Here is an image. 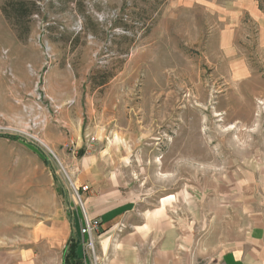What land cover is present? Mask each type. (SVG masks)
<instances>
[{
	"label": "rangeland",
	"instance_id": "1",
	"mask_svg": "<svg viewBox=\"0 0 264 264\" xmlns=\"http://www.w3.org/2000/svg\"><path fill=\"white\" fill-rule=\"evenodd\" d=\"M85 154L192 226L211 188L259 181L264 0H0V264L36 246L19 207L46 176L76 199Z\"/></svg>",
	"mask_w": 264,
	"mask_h": 264
},
{
	"label": "crops",
	"instance_id": "2",
	"mask_svg": "<svg viewBox=\"0 0 264 264\" xmlns=\"http://www.w3.org/2000/svg\"><path fill=\"white\" fill-rule=\"evenodd\" d=\"M106 158H65L75 185L89 188L83 195L88 217L101 222L95 237L100 264H264V175L259 181L238 176L211 188L209 203L197 207L192 226L184 219L176 223L165 208L146 210L118 170L103 165ZM45 179L30 208L19 207L22 225L29 214L36 216V246L24 250L19 264H64L72 240L80 242L85 264L83 213L75 198L65 208L54 178ZM197 227L206 233L197 235Z\"/></svg>",
	"mask_w": 264,
	"mask_h": 264
},
{
	"label": "built area",
	"instance_id": "3",
	"mask_svg": "<svg viewBox=\"0 0 264 264\" xmlns=\"http://www.w3.org/2000/svg\"><path fill=\"white\" fill-rule=\"evenodd\" d=\"M52 154L58 160L57 156L54 153ZM58 162L60 163L59 160ZM60 165L62 166L61 163ZM62 169L71 183L74 197L76 198L78 206L80 207L84 217L83 225L81 227V235L83 236L81 245L83 249L84 263L86 264L87 262H90V264H100L95 249V237L100 232L101 222L99 220H93L88 217L86 213L85 202L83 200V195L84 193L89 192V188L88 186L77 187L75 183L70 179L65 169L63 167Z\"/></svg>",
	"mask_w": 264,
	"mask_h": 264
},
{
	"label": "trees",
	"instance_id": "4",
	"mask_svg": "<svg viewBox=\"0 0 264 264\" xmlns=\"http://www.w3.org/2000/svg\"><path fill=\"white\" fill-rule=\"evenodd\" d=\"M10 139L16 140V138ZM64 264H81V248L79 241H70L66 254L64 256Z\"/></svg>",
	"mask_w": 264,
	"mask_h": 264
},
{
	"label": "bare ground",
	"instance_id": "5",
	"mask_svg": "<svg viewBox=\"0 0 264 264\" xmlns=\"http://www.w3.org/2000/svg\"><path fill=\"white\" fill-rule=\"evenodd\" d=\"M51 151V150H50ZM52 152V151H51Z\"/></svg>",
	"mask_w": 264,
	"mask_h": 264
}]
</instances>
